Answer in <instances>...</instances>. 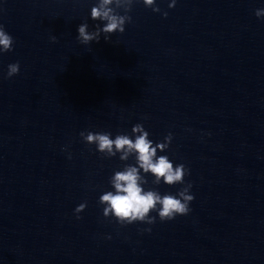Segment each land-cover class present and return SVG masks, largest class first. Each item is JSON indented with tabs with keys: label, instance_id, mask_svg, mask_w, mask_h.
I'll use <instances>...</instances> for the list:
<instances>
[{
	"label": "water",
	"instance_id": "1",
	"mask_svg": "<svg viewBox=\"0 0 264 264\" xmlns=\"http://www.w3.org/2000/svg\"><path fill=\"white\" fill-rule=\"evenodd\" d=\"M97 3L0 0L14 40L0 54V264H264V0H134L123 34L83 45L80 24L104 27ZM136 124L154 146L172 134L157 155L190 169L188 215L103 217L135 157L106 159L80 133L134 139ZM145 178L162 196L183 187Z\"/></svg>",
	"mask_w": 264,
	"mask_h": 264
},
{
	"label": "clouds",
	"instance_id": "2",
	"mask_svg": "<svg viewBox=\"0 0 264 264\" xmlns=\"http://www.w3.org/2000/svg\"><path fill=\"white\" fill-rule=\"evenodd\" d=\"M133 3L134 0H98L97 5L91 9V19L105 22L104 27L100 28L97 25L95 31L89 32L87 23L80 24L77 36L79 43L83 45H89L93 41L99 43L102 34L105 42H110L112 34H123L125 25L132 22V17L128 13L131 12ZM143 4L152 8L153 12L161 11L155 6V0H143ZM169 7H175V0H172ZM120 10H123L124 15L120 14ZM163 15L167 17L166 12ZM255 16L258 19L264 18V8L257 9ZM52 42H57L55 37H52ZM13 44V37L7 34L3 25H0V54L11 52ZM19 71V62L10 64L6 78L11 79L18 75ZM111 136L110 132L80 133L81 140L87 145H95L96 151L106 159L119 154L120 161L126 162L130 157H135V166L125 163L123 170L115 171L110 177L109 183L113 191L104 192L98 201L103 207V217L114 219L121 226H126L134 223L154 224L156 217L150 215L152 212L158 213L161 222L188 215L191 211L189 205L194 196L189 194L192 184H185L184 178L190 175V169L184 164L174 167L168 156L157 155L158 152L164 153L169 150L172 134L169 133L162 143H156L155 146L142 124L132 127L131 136L135 137L134 139L128 134H118L114 139ZM148 174L154 177L153 185L158 186L163 182L169 187L177 184L183 187L175 195L162 196L156 190L146 191L143 186L148 183L145 178ZM86 206V203H82L75 209L77 219L81 218L79 214ZM144 231L150 232L151 228Z\"/></svg>",
	"mask_w": 264,
	"mask_h": 264
}]
</instances>
